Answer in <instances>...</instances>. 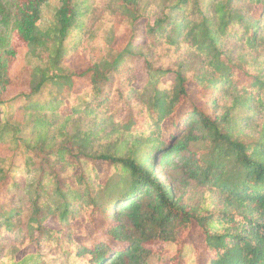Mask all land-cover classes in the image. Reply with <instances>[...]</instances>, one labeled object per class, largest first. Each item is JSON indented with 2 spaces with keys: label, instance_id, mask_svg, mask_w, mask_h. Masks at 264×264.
Segmentation results:
<instances>
[{
  "label": "trees",
  "instance_id": "trees-1",
  "mask_svg": "<svg viewBox=\"0 0 264 264\" xmlns=\"http://www.w3.org/2000/svg\"><path fill=\"white\" fill-rule=\"evenodd\" d=\"M45 2L0 0V127L1 106L18 102L28 123L16 149L36 175L27 203L12 204L0 155V241L20 233L23 246L59 247V264H182L195 228L199 264H264V0H160L152 16L138 0H60L40 31ZM96 6L104 14L89 29ZM143 20L145 43L114 47ZM21 49L40 54L11 79ZM73 55L87 64L80 75L64 66ZM138 59L161 80L135 88ZM76 76L86 79L79 91ZM10 87L27 91L5 100ZM220 96L228 105L218 114ZM101 126L113 133L106 148ZM191 183L202 193L187 203ZM86 224L97 235L90 245L74 239ZM168 243L177 253L164 259ZM23 262L40 264L36 255Z\"/></svg>",
  "mask_w": 264,
  "mask_h": 264
},
{
  "label": "rangeland",
  "instance_id": "rangeland-1",
  "mask_svg": "<svg viewBox=\"0 0 264 264\" xmlns=\"http://www.w3.org/2000/svg\"><path fill=\"white\" fill-rule=\"evenodd\" d=\"M14 0H4V2L9 5ZM18 4L21 3L22 0H15ZM95 2V0H92ZM102 4L106 7L108 4L106 0H101ZM98 2V0H97ZM140 12L143 16H152L157 15L162 10V5L160 0H138ZM199 3L202 7L210 6L212 4V0H199ZM60 5V0H46L44 5L41 8V18L38 22V29L40 31H46L53 24V18L56 10ZM99 6V5H98ZM96 6V10L94 15L91 18H88L87 26L90 29L93 21H97L98 16L103 15V11L100 10ZM237 7H245L246 4L244 2H238ZM253 12L255 18L259 17V12ZM108 16V14H106ZM152 20V19H150ZM104 20L101 22L103 24ZM152 22V21H151ZM144 23L138 22L135 25V31L126 29L121 34L118 35V38L114 42V47L118 50L124 48V46L131 40L132 43H145L146 39L144 38ZM4 30V27L0 26V31ZM115 32V31H114ZM6 36V34H4ZM97 40L93 41L92 38H88L84 44L87 43V49L92 53L97 54L99 52V46L96 43ZM234 45H231L233 47ZM27 50L21 49L18 53L16 61L13 63V66L10 70V78L15 79L18 73L21 71L24 65L27 63H32L31 65H35L36 61L33 56L38 57L40 51L35 53L32 52V56L29 53H26ZM64 66L70 68L76 75H80L87 67L86 63L80 61L79 56L73 55L70 58L65 59ZM131 75L134 77V87L137 89H141L148 85H155L159 80H161V74L155 73L153 71L147 72L144 66V62L141 59L137 60L135 64L134 71L131 72ZM75 91H79L86 85V79H82L80 76H76L73 78ZM191 91H192V87ZM27 91L23 88L10 87L8 89V95L4 97L5 100L12 99L19 93L23 91ZM81 96V95H79ZM191 98L192 93H191ZM81 100V101H79ZM77 101L83 102L84 100L79 99L75 100L73 104ZM219 101L222 106L218 110V114L225 111V107L228 105V102L224 97H219ZM190 101L184 102V108L187 109L189 107ZM226 105V106H225ZM2 108V119L3 123L0 127L1 133V141H0V155L5 158L4 169L11 177L12 182L9 186L8 193L11 195V203L17 205L19 207L24 206L27 203V200L30 196L33 195L34 187H35V177L34 172L27 167L24 166L25 159L24 156L18 152L16 146L18 145V139L22 138L25 131V126L28 123V114H26L21 108L20 104L15 101V103H9L7 105L1 106ZM62 113H67V105L61 108ZM168 124V123H166ZM167 127V126H166ZM165 127V128H166ZM100 129H105L103 133V137L108 136L109 139L103 138L101 142L102 147H107V141L114 142L112 129H108L107 127L101 126ZM168 128H166L167 130ZM97 133V132H96ZM156 158V157H155ZM149 163L154 164V161L149 160ZM156 168V175L164 182L169 183L172 181L169 174L164 170L160 169L158 166ZM97 171L99 176L100 185L105 183V174L106 167L104 165H97ZM68 175V174H67ZM202 193V190H198L194 184H190L185 193V201L187 203L196 202ZM79 216L84 219V214L80 213ZM51 226H54V223L49 221L45 222ZM86 229V234L82 236H75L74 239L83 245H90L95 239H97V235L94 234V229L86 224L84 225ZM58 228V226H57ZM165 253L163 255L164 259H168L176 255L177 247L172 243H168L165 245ZM203 253V243L202 236L197 232V229H193L191 233L184 240L182 245V251L180 252V257L182 259V264H199L202 259ZM36 255V262L40 264H59L61 258V251L59 247L50 248L46 245H43L39 249H37L34 245L31 246H23L21 235L18 233L14 238H8L6 240L0 241V264H33L32 262H23L25 259L29 257H34ZM151 264H161L160 260L154 259ZM166 264V263H165Z\"/></svg>",
  "mask_w": 264,
  "mask_h": 264
}]
</instances>
